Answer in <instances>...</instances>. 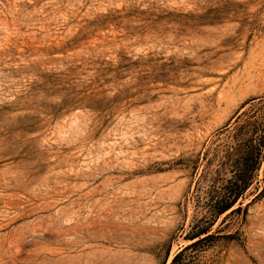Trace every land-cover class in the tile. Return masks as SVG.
Instances as JSON below:
<instances>
[{
  "label": "rangeland",
  "instance_id": "obj_1",
  "mask_svg": "<svg viewBox=\"0 0 264 264\" xmlns=\"http://www.w3.org/2000/svg\"><path fill=\"white\" fill-rule=\"evenodd\" d=\"M263 137L264 0H0V264H264Z\"/></svg>",
  "mask_w": 264,
  "mask_h": 264
},
{
  "label": "trees",
  "instance_id": "obj_2",
  "mask_svg": "<svg viewBox=\"0 0 264 264\" xmlns=\"http://www.w3.org/2000/svg\"><path fill=\"white\" fill-rule=\"evenodd\" d=\"M262 158H264V137L258 141L257 145L250 144L244 148L238 165H236L235 169L233 170L232 180L228 181L222 192L215 196L212 205L213 223L220 215L224 214L234 206L246 188L252 183L253 173L258 168ZM238 209L239 207L235 208L234 210ZM207 232V227L195 228L192 233L187 235V238L191 240L195 238L197 239L189 245L193 246L200 242L204 237H206L201 236ZM178 256L179 253L172 258L170 264H173L177 260Z\"/></svg>",
  "mask_w": 264,
  "mask_h": 264
},
{
  "label": "bare ground",
  "instance_id": "obj_3",
  "mask_svg": "<svg viewBox=\"0 0 264 264\" xmlns=\"http://www.w3.org/2000/svg\"><path fill=\"white\" fill-rule=\"evenodd\" d=\"M83 240V239H82Z\"/></svg>",
  "mask_w": 264,
  "mask_h": 264
}]
</instances>
